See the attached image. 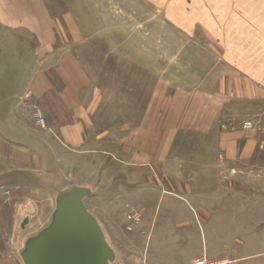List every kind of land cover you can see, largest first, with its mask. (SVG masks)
I'll return each instance as SVG.
<instances>
[{"label": "rangeland", "instance_id": "rangeland-1", "mask_svg": "<svg viewBox=\"0 0 264 264\" xmlns=\"http://www.w3.org/2000/svg\"><path fill=\"white\" fill-rule=\"evenodd\" d=\"M130 3L82 8L83 110L94 127L82 150H68L60 180L90 188L85 204L115 251L111 264H264V96L253 116L233 96L193 102L203 90L194 84L218 76L217 58L194 54L158 10ZM29 115L46 127L38 108ZM239 127L258 132L252 158L218 150Z\"/></svg>", "mask_w": 264, "mask_h": 264}, {"label": "crops", "instance_id": "crops-1", "mask_svg": "<svg viewBox=\"0 0 264 264\" xmlns=\"http://www.w3.org/2000/svg\"><path fill=\"white\" fill-rule=\"evenodd\" d=\"M122 1L0 0V182L6 183L0 186V264H24L19 250L25 235L43 224L53 208L46 185L62 181L68 150H82L83 129L94 127L83 110L87 97L81 56L84 23L90 20L82 8L131 5V0ZM139 1L158 10L192 41L194 54L208 55V61L217 58L218 76L194 84L203 90L194 88L189 94L193 102L218 104L220 98L233 96L238 112L243 102H251L250 115L259 114L257 99L264 96V0ZM207 84L212 91L204 89ZM34 108L41 112L45 128L29 117ZM197 109L193 111L204 112V107ZM257 134L236 128L225 137L230 142H219L218 150L226 158L237 153L240 160L252 158L259 150Z\"/></svg>", "mask_w": 264, "mask_h": 264}, {"label": "water", "instance_id": "water-1", "mask_svg": "<svg viewBox=\"0 0 264 264\" xmlns=\"http://www.w3.org/2000/svg\"><path fill=\"white\" fill-rule=\"evenodd\" d=\"M6 184L0 182V186ZM53 208L35 230L27 232L19 256L24 264H111L115 251L108 243L85 198L90 188L66 180L46 185ZM27 219L21 223L24 228Z\"/></svg>", "mask_w": 264, "mask_h": 264}, {"label": "built area", "instance_id": "built-area-1", "mask_svg": "<svg viewBox=\"0 0 264 264\" xmlns=\"http://www.w3.org/2000/svg\"><path fill=\"white\" fill-rule=\"evenodd\" d=\"M41 124H43V120H41ZM247 125H250L249 123L246 124ZM196 264H232L231 261H225V260H222V261H219V262H206V261H203V260H198L196 262Z\"/></svg>", "mask_w": 264, "mask_h": 264}]
</instances>
